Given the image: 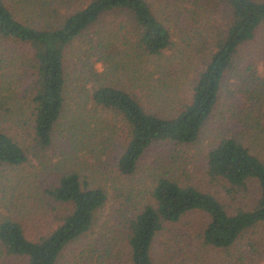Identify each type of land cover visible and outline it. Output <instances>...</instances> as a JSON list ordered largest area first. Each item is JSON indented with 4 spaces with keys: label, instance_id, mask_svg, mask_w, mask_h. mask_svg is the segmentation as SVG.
<instances>
[{
    "label": "trees",
    "instance_id": "obj_1",
    "mask_svg": "<svg viewBox=\"0 0 264 264\" xmlns=\"http://www.w3.org/2000/svg\"><path fill=\"white\" fill-rule=\"evenodd\" d=\"M261 27L262 0H0V44L13 48V66L0 79V169L41 158L64 136L67 162L91 156L85 169L104 171L100 155L111 148L114 172L129 177L152 145H167L143 170V196H124L113 224L97 226L107 201L103 178L80 177L73 165L61 170L64 161L41 166L52 226L30 236L0 215V264H157L158 234L165 230L178 243L182 234L170 227L193 211L207 218L196 233L202 247L224 251L234 264H264V158L250 142H264V48L255 43ZM178 49L186 51L178 61L164 54ZM67 67L82 98L57 129ZM222 91L231 104L217 118ZM211 123L217 131L199 166L226 203L180 178L183 147Z\"/></svg>",
    "mask_w": 264,
    "mask_h": 264
},
{
    "label": "rangeland",
    "instance_id": "obj_2",
    "mask_svg": "<svg viewBox=\"0 0 264 264\" xmlns=\"http://www.w3.org/2000/svg\"><path fill=\"white\" fill-rule=\"evenodd\" d=\"M264 1V0H262ZM178 28V27H177ZM175 29V30H174ZM182 29V28H181ZM172 31L175 33V37L180 36L181 38L185 37L183 33H180L176 28H172ZM255 43L264 48V27H261L256 34ZM182 46V45H178ZM176 50H165V55L174 56V60H180V56L186 55V51L182 49ZM0 52L3 53L2 62L0 65V79H4L9 75L10 70L13 66L12 57L7 56L13 52V48L8 45L0 44ZM193 58V57H192ZM190 60H193V59ZM165 62L167 63L166 59ZM262 58L259 61V69L261 66ZM195 64V62H193ZM146 64H143V66ZM69 66V65H68ZM71 67V66H70ZM67 67V78H66V88H65V105L64 112L60 119L58 120L57 129L63 128L69 121L71 112L77 106L78 100H81L82 93L78 90L80 89L75 85V81L72 74V68ZM187 68L185 72H187ZM156 77V75L154 74ZM153 76V77H154ZM226 82L231 83L232 79L227 76ZM86 92V91H85ZM80 93V94H78ZM156 102V100H152ZM231 106V109L235 112L236 104ZM231 101L228 99V96L224 91L220 93L218 104L215 109V116L227 114L225 108L230 107ZM88 107V104L85 105V108ZM3 125L7 128H10L14 131L13 123L4 122ZM217 127L215 123L208 124L204 128V132L195 144L187 145L183 147L185 150L184 160L185 168L184 173H180L181 179L186 180L187 182L196 184L198 187L213 192L216 197L219 198L222 202L226 203L227 199L220 191V188L209 181L201 171L200 168V153L204 147V144L207 140L212 138L216 133ZM256 152L264 158V142L258 141L256 138L250 140ZM68 145L64 141V136L61 138L56 136L52 139L50 146L44 150V155H41V158H35L31 156L27 162L22 164L19 168H14L12 166H5L0 169V215L5 216L11 220H18L21 226L24 228V231L30 236L41 233L45 229L47 230L50 226L48 225L47 219L49 215L51 217L55 211L50 210L49 204L43 201L44 194L41 192V189L44 188V183L46 179L42 176L41 172L43 167L41 166H50L51 164L58 165L62 164L64 161L65 167L61 170H65L66 167L74 168L79 172L80 177L83 176H92L97 177L100 180H105V187L107 192V201L104 203L102 208L97 213V226L102 223L113 224L116 219L115 211L121 204V200L124 196L130 195L132 202L138 201V199L143 196L144 189L146 188V180L143 170L148 169L147 165H152L155 160L163 156L167 150V145L165 144H156L152 145L150 150H147L144 153L142 163H140L139 170L129 177H123L117 175L114 172L112 163L114 161L115 153L111 151V148L101 152L100 160L102 166L98 169L104 171L92 170V173L89 170L85 169V163L83 160L90 161L91 156L84 158L83 160L75 161L71 159L70 162H67L66 155L68 153ZM108 153V154H107ZM109 155V158L104 160L105 155ZM189 159V160H188ZM42 160V161H41ZM41 161V162H40ZM68 163V165H67ZM74 163V164H73ZM98 172L100 174H98ZM41 178V187L38 188V180ZM22 188L27 191L22 190ZM128 188V190H127ZM124 204L120 205L123 206ZM49 214V215H48ZM207 221V218L204 214L193 211L189 212L183 216L182 220L176 222L170 227L173 233L177 235L179 232L182 234L181 239L178 243H173L172 239H166L168 232L163 231L156 237L155 249L153 250V259L158 263H174L176 261H181L182 264H234L233 258H229L224 251L219 249H213L210 247H202L197 241L196 233L198 226H202ZM52 226V225H51ZM50 226V227H51ZM97 226L93 228V233H95ZM173 238V235H172ZM258 238L261 240V248H264V226L258 229ZM76 246H72L71 250L75 249ZM182 248L180 253H177L176 250ZM70 255V252L68 251ZM126 260V259H125ZM15 264H22L19 260H13ZM117 264H128L126 261H121Z\"/></svg>",
    "mask_w": 264,
    "mask_h": 264
}]
</instances>
